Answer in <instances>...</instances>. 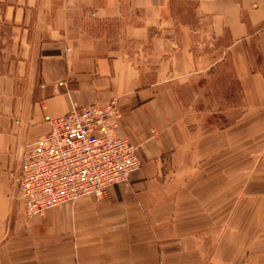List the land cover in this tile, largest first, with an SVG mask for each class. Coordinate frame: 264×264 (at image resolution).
<instances>
[{
	"label": "crops",
	"instance_id": "1",
	"mask_svg": "<svg viewBox=\"0 0 264 264\" xmlns=\"http://www.w3.org/2000/svg\"><path fill=\"white\" fill-rule=\"evenodd\" d=\"M224 62L253 101L204 128L180 94ZM263 95L264 0H0V264H264ZM112 100L140 168L26 214L23 145Z\"/></svg>",
	"mask_w": 264,
	"mask_h": 264
},
{
	"label": "built area",
	"instance_id": "2",
	"mask_svg": "<svg viewBox=\"0 0 264 264\" xmlns=\"http://www.w3.org/2000/svg\"><path fill=\"white\" fill-rule=\"evenodd\" d=\"M120 115L115 100L73 107L50 118L48 131L23 145L12 181L26 214L86 194L102 198L140 168V145L116 133Z\"/></svg>",
	"mask_w": 264,
	"mask_h": 264
},
{
	"label": "rangeland",
	"instance_id": "3",
	"mask_svg": "<svg viewBox=\"0 0 264 264\" xmlns=\"http://www.w3.org/2000/svg\"><path fill=\"white\" fill-rule=\"evenodd\" d=\"M198 84L199 89H184L180 97L185 113L197 117L200 126L204 128L211 126L214 129H222L246 111L248 103L253 101V98L248 96L249 102L246 103L244 93L238 89L228 62L220 64L212 74L201 76ZM247 145L248 150L254 148V142H248ZM221 146L222 142H217L214 148ZM238 148L237 142L231 143L232 151ZM262 149L264 150V139ZM248 160L253 161V156ZM262 160L264 162V158Z\"/></svg>",
	"mask_w": 264,
	"mask_h": 264
}]
</instances>
